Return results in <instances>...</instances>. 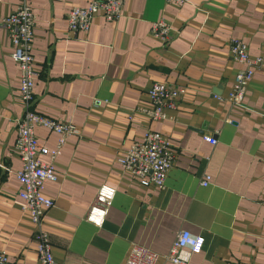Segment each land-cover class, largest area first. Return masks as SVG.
Segmentation results:
<instances>
[{
    "label": "crops",
    "instance_id": "1",
    "mask_svg": "<svg viewBox=\"0 0 264 264\" xmlns=\"http://www.w3.org/2000/svg\"><path fill=\"white\" fill-rule=\"evenodd\" d=\"M21 1L0 0V249L9 264H39L35 224L17 193L14 141L24 106L1 23ZM27 1L36 14L35 108L79 128L44 189L54 200L43 224L56 259L124 264L139 242L160 253L156 264H174L164 254L177 231L189 229L205 244L187 264H264V58L243 104L227 98L244 66L231 40H244L254 57L264 52V0H125L118 19L97 14L88 31L71 30L66 16L89 0ZM162 17L173 26L168 42L151 33ZM154 81L187 86L168 118L139 110L150 105ZM148 129L166 135L175 150L164 188L138 183L117 160ZM35 133L56 146L55 131L37 125ZM111 192L108 206L100 202ZM94 204L108 208L101 224L88 218Z\"/></svg>",
    "mask_w": 264,
    "mask_h": 264
},
{
    "label": "built area",
    "instance_id": "2",
    "mask_svg": "<svg viewBox=\"0 0 264 264\" xmlns=\"http://www.w3.org/2000/svg\"><path fill=\"white\" fill-rule=\"evenodd\" d=\"M124 1L89 0L86 5H73L66 16L69 28L73 31H88L97 14H102L108 20H116L122 14ZM166 1L181 6L188 0ZM1 23L10 39V55L18 66V94L24 106L23 114L17 118L14 141V150L21 161L20 167L16 170L20 184L17 193L23 199L21 208L30 215L35 224L39 264H62L54 255L49 233L43 224L46 211L54 204V200L45 194L44 189L47 181L57 178L54 160L61 147L70 135L79 132V128L72 121L48 116L35 108L34 87L38 71L35 67L33 41L36 14L31 4L27 0L17 3L1 18ZM172 32L173 26L168 19L162 17L153 21L151 33L155 37L168 42ZM231 52L244 66L237 70L227 98L233 105H242L254 71L263 61L264 52L252 56L248 43L240 38L231 40ZM186 91V85L154 81L148 90L150 105L142 106L139 110L152 119L168 118V109L175 108L179 97ZM96 102H99L98 99ZM37 125L57 133L58 138L54 148H49L39 141L35 133ZM209 141L215 143L216 138H210ZM43 154L49 155L50 160H43L41 158ZM117 160L121 168L138 183L164 188L168 172L175 161V150L166 135L148 129L134 140ZM209 178L210 175H204L202 184L206 185ZM99 198L103 200L100 202H105L107 205L111 203L113 193ZM107 206L92 205L88 218L101 224L107 214ZM204 244V235L193 233L189 229H180L164 256L174 264H187L191 255L201 251ZM159 256L158 251L145 244L134 242L124 264H156ZM0 264H9L8 254L4 249H0Z\"/></svg>",
    "mask_w": 264,
    "mask_h": 264
}]
</instances>
